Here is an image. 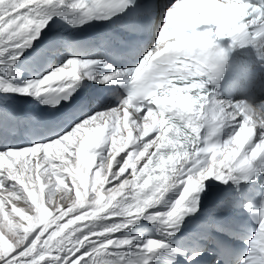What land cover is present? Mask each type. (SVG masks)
Segmentation results:
<instances>
[{
    "label": "snow or ice",
    "instance_id": "obj_1",
    "mask_svg": "<svg viewBox=\"0 0 264 264\" xmlns=\"http://www.w3.org/2000/svg\"><path fill=\"white\" fill-rule=\"evenodd\" d=\"M52 3L53 0H0V50H17V54H19L18 50L30 46L31 42L38 37L40 29L43 28L47 22V17L42 11L43 6ZM124 5L125 0H92L91 3H87L86 0H74L69 7L79 10L85 17L91 18L96 14L108 15L123 8ZM249 6L257 9L258 12H253L251 16H248L246 12L238 13V9H248ZM237 14L247 16L248 20L245 23H252V25L256 24L257 15H259V20L261 24L264 25V0H260L258 4L251 3L250 0H247V2H241V0H173V3L167 6L163 11V23L158 31L155 46L146 52L139 63V67L134 69L136 76L132 77L134 87H131L129 98L139 96L141 99L138 103V111H136L135 115L132 114L131 123L134 125L135 131L139 133V135H136V139L139 141L138 144L140 146H134L135 152H138L145 159L141 167H137L136 164V173H139L141 168H143L144 175L140 176L138 180L132 178L126 180V177L120 175L118 177L119 179L114 180L117 181L116 187L112 189L116 192L123 188L124 185H127L129 189H132L133 186L144 187L149 184L153 175H156L159 178L154 181L152 189L149 191L154 190V196L160 198L176 183L182 184L183 189L179 198L175 200L171 207V211L167 212L169 221L175 218V221L178 222L181 219L180 211L182 207L185 211H191V209L185 208V201L190 193L198 191L201 182L206 177L215 175L217 179L223 180L222 176L219 175L222 170L216 165L218 153L220 165L227 167L228 172L229 169L239 171L245 175V178H247V174L252 171L253 162L258 158L244 153L243 157L235 166L230 163L235 160L238 155V150L234 149L231 145L243 143L245 139V130L241 129L239 135L234 138L229 134V140L225 141L222 145L219 143H212L211 136L205 137L206 146L196 144L195 147L189 149V155L191 157L189 162L184 163L181 161L180 165L176 166L178 175H172L171 173L161 175L160 173L164 171V164L158 160L157 157L160 155V152L164 150L163 144L161 143V140H163L162 130L157 129L151 131L155 132L154 138L149 136V134L143 135L145 126L152 123L151 116L153 112H163L164 116L168 113L170 114L168 117H172L170 123L179 122L181 127L187 123L193 133L200 131V128L196 126L194 115L190 112L186 113L183 111L182 100L177 99L172 101V98L169 96V93L164 90L163 86L167 84V87L170 88L171 84H174L173 80L169 79V77L173 75L177 77L176 83L181 85L191 84L192 81L187 78V71L185 70H192L193 67H195L196 76L194 77L199 78V65L194 64V62L185 63V61H194L193 58L203 60L205 56H208V53L203 50V46L194 47L200 43L203 37H206L207 33L202 30H195L191 34H186V29H194L198 24L203 25V29L209 27L215 28L216 25H222L225 30L236 31L238 33L236 41H238L240 45H244L245 42L252 43L251 37L253 31L246 33L244 31L241 32L239 28L233 29L232 20ZM240 27L242 28L243 25ZM256 33L260 35L259 31H256ZM169 36L174 38L175 43H168ZM158 37L160 40L159 43H157ZM207 43L208 41L205 40L204 45L206 46ZM224 55V51L221 50L216 53L214 59L209 56L208 62L212 63L214 69H218L224 59ZM92 63L94 62L69 59L62 67L53 70L42 79L29 81L23 87L13 88L11 85H0V88H3L4 91L31 93L35 96L47 95L49 97H56L60 94H64V99H67L68 95L71 94L74 83L81 78L80 73L78 75V68L82 67L83 69H87ZM177 64L181 67L177 68ZM85 75H87V73H85ZM116 75L120 74L117 73ZM128 75H130V73ZM137 78L139 79L137 80ZM108 79H110V77H104L105 81ZM168 81L171 83H168ZM157 86H160L159 89L153 91V89H157ZM194 87L199 88L200 85ZM145 95L149 99H151L153 95L162 96L161 108L158 109V111H154L153 105L156 104L145 103L144 101L146 99H143ZM173 95L182 97L183 100L187 99L180 93L179 87L173 90ZM164 101L172 102L165 104ZM124 103L127 104V100H125ZM172 103H175L177 106L172 108ZM169 108H172L171 112L168 111ZM246 111L250 116L256 114L251 106L247 107ZM125 119L129 121V114L125 117L123 113V120ZM261 120H264V116H261ZM161 123H163V121H161ZM107 124H111L112 127L109 129L106 127ZM116 128L121 129L120 110L117 107L87 117L82 122L76 124L68 133L51 142L19 150L0 152V158H3L5 161L6 159L11 160L12 162L6 170V176L0 173V188L7 191V196H0V203L3 204V211L5 200H11L14 197H19L20 199L24 198L16 185L10 184L9 181L17 182V179H19L20 181H24V189H28L29 185L33 187L37 184V181L40 182L41 180L42 173L40 169L42 167L43 172L48 173L46 183L50 184L53 177L61 176L59 169H62L63 173H67V177L61 179L63 183L65 179L71 178L72 181H78L76 184L80 189H86L89 186L92 188V181L88 171V166L92 165V155H95L96 160L99 159L95 168H99L104 164L105 156H107L108 160H112V169L114 160L115 164L119 163L115 155L116 149L112 147V141L110 147L106 146L107 143L104 142L109 135H113V130ZM106 129H108V135H106ZM259 129L261 130L259 145H257V142L251 143L248 145L249 150L256 148V151L260 152V149H264V135H261L264 129ZM140 136L143 137L142 140ZM145 137H147L146 140L144 139ZM187 139L189 141H194L195 137L190 136ZM185 146L187 147V145ZM105 147L107 148V155H105L103 151ZM153 148L155 151H149ZM70 149L72 150L71 156L76 158L75 167H72L71 156L64 159L65 154H68ZM77 149H79L80 153L79 163L77 161ZM41 150H43V159L46 161L43 166L39 160L35 162L33 167L29 164L28 159H21L22 157L28 156L36 157L37 153ZM57 151H59L61 155L58 158H53ZM130 151L133 150L127 152L122 151L125 153V156L122 163H120L119 170L123 171L121 165ZM153 152L156 153L155 156H153ZM45 153L49 155L45 156ZM86 153L88 155H86ZM49 156H52L53 159L61 160L62 163L59 165H52L50 169L49 164H51V161L48 159ZM113 157L115 158L113 159ZM171 159L174 160L175 158L171 157ZM149 160L151 162H149ZM13 165H16L15 171H13ZM153 166L157 169L158 175L156 174L157 172L155 174L152 172ZM74 170L75 173L80 174L79 179H77L76 174L71 177L68 175L69 172H73ZM124 173L125 171H123V174ZM85 175L88 176V181L85 187H80L81 183L84 181ZM114 175H116V171H112V176ZM112 176H110L111 179ZM169 176H171V179H169ZM165 180H168L169 183L165 184ZM121 182L124 183L121 184ZM185 184L187 186H185ZM49 191H51V188ZM81 195L83 196L84 194L81 193ZM145 195H147V193H145ZM94 196L89 199H92ZM63 197L64 196H61V198ZM152 198L153 197H149V199ZM15 208L16 207H13L12 211ZM65 211H67V208L60 207L59 211H54L55 215L53 216H61ZM74 212L75 211H68L67 215H63V218ZM76 215L78 214H74V216ZM70 220L71 219H68L67 222ZM61 221L62 220H59L53 223L47 231L43 232L41 231L43 225L36 228L35 232H25L24 229L20 227V225H24L23 223H17L18 226L14 231L6 232L3 228H0V236H3L4 239L8 241L5 249L0 251V264H45L46 261L48 264H52V261H55V264H96V261L93 259L85 258L93 254L91 249H94V246L88 245L87 243H79L78 237L73 238L77 240V243L69 245L67 248H65L63 244H57L58 240L63 239L57 231L61 224H65ZM20 229H22V231H20ZM45 234H47L46 238ZM67 235L68 233L65 232L64 236ZM101 242L102 241H97V244ZM248 243L249 251L247 256L243 259L242 264H264V256H262V253H264V205L259 209L258 228ZM86 245L87 247H85ZM161 246V244L158 245L154 243L153 240H148L145 248L148 252H151ZM61 253L64 255H59ZM46 257L51 258L46 259ZM256 257L261 258L256 259Z\"/></svg>",
    "mask_w": 264,
    "mask_h": 264
},
{
    "label": "bare ground",
    "instance_id": "obj_2",
    "mask_svg": "<svg viewBox=\"0 0 264 264\" xmlns=\"http://www.w3.org/2000/svg\"><path fill=\"white\" fill-rule=\"evenodd\" d=\"M91 1L92 0H86L87 3H90ZM45 7L46 6H43L42 11L46 15ZM46 17H47V22L44 25V27L40 29L38 37L31 42L30 46L18 50L19 54H17V50H12V49H8L7 51L0 50V80L1 79L6 80L8 82L6 85H11L13 88H20L25 86L29 81H35L33 79H28L22 81L19 85L13 84L12 82V80L13 81L18 80L17 71L23 67V63H21L19 60H23L22 57L28 52H30L33 43L43 42L44 37L51 30L49 28L50 16L46 15ZM152 43L153 42L146 44L145 51L148 50V48H150V45ZM56 53L58 54V56H61L62 58H67V56L69 55V53H65L64 49H59ZM82 56L85 58H89V56L87 55H82ZM68 60L62 61L63 63L57 62L56 64L52 65L51 69L49 70V73L65 65ZM75 60H77V58H75ZM84 61L95 62V58L92 57L89 60L85 59ZM82 69H83L82 67L78 68V73H80V76L85 81L87 79H92L95 83H97L99 81H104L105 76L108 77L112 76L111 73H104L103 75H99V73H101L103 70V67L101 66L97 67V70L95 69V72L92 69H88L85 72H81ZM85 73H87V75H85ZM91 73L95 74L93 78L91 76ZM21 80L22 79H20V81ZM0 85H3L1 81H0ZM1 91H4L3 88H0V92ZM18 93L22 97H30L32 95L31 93H21V92ZM108 109H111V107H108L103 111ZM232 109L233 108H230V110ZM86 118L82 119L76 124L82 122ZM151 119H152V123L150 125L145 126L143 135L149 134V136L154 138L155 132H151V131H155L156 121L155 118L152 116ZM222 119L226 127L233 125L232 123H229V121L226 120L227 118L225 119L224 117H222ZM242 120L248 121V118H242ZM75 125L71 126L68 129L67 133ZM106 127L110 129L112 125L107 124ZM120 127L122 130L119 128L114 129L113 135L112 136L109 135L107 138L108 141L107 139H105L104 141L105 143H107L106 146L108 147L111 146V141H112V147L116 149L115 155L119 163L115 164V160H114L113 169H112V160H108L107 156H105L104 158V164L99 168H95L96 164L99 162V159L96 160L95 155H92V165L88 166L89 177L91 178L92 181V188L89 186V188L87 187V189L85 188L80 189L76 186V183H78V181L76 182L72 181L71 178L65 179V182L63 183V180L61 179L66 178L67 173H63L62 169H59V171L61 172V176L53 177L50 184L46 183L48 173H44L42 167L40 171L42 173L41 178L43 179V183L41 184V182L37 181V184L35 186L31 187V185H29V188L26 189L27 193H25L26 195L28 194V196L30 197L33 207H30L31 205L27 203L24 195H23L24 197L23 199H20L19 197L12 198L20 201L19 203L9 204V206L7 205L4 206V211L6 212L7 210L16 207L17 208V209L15 208L16 211L19 210L23 213L22 217H18L17 219L14 220L10 218V220L7 221V222H11V225L13 226L12 228L15 229L17 227V225L15 224L17 223H23L24 225L22 226L24 229H26V232H31V231L35 232L36 228H39L41 227V225H43V228L41 230L43 232V231H47V229L51 227L53 223L62 220L61 222L65 224H61L60 228L57 231L59 232L60 236L63 237V239L58 240L57 244L58 245L63 244L65 248H67L69 245L76 244L77 240L73 238L78 237L79 243L81 244L87 243L88 245L94 246V249H91L93 251V254L90 257H85V258L93 259L94 261H96V264H152L149 262V259L151 258L152 253L156 249H154L151 252H148L145 248L147 241L153 240L154 243L158 245L161 244L162 246H164L167 242L170 241V235H173L174 231H178L182 228L179 225V221L178 222L175 221V218H173L172 221L168 220L167 212L171 211V207L174 204L175 200L179 198V195L183 189V185L176 183L174 186L170 187L163 194L162 197L157 198L154 202H152L151 205L148 206V208L146 209V212L140 216H134L132 218H124V219H120L116 217L117 214L114 213L115 209H112V207L113 206L116 207L118 199L124 196L128 192V186L124 185V187L121 188L119 191L114 192L112 188L116 187V182H117L114 180L119 179L118 177L120 175L126 177L125 178L126 180L128 178L137 179L140 175L141 170L139 173H136V164L137 167H141L144 162L143 156H141L138 152H135L134 146L139 147L140 145L138 144L139 141H137L136 139V135H139V133L135 131L134 125L130 123L129 126H126L124 128L122 126V122L120 118ZM239 131L240 129L236 130V133L232 134L233 138L237 136ZM132 133L135 134L132 135ZM106 135H108V129H106ZM140 139L142 140L143 137L140 136ZM144 139L146 140L147 137H145ZM231 146H236L237 148H239L240 145L232 144ZM129 150H133V151H130L128 153V156L125 157V160L121 165V168L123 169V171H125V173L123 174V171L119 170L118 168L125 156L124 152H127ZM71 151L72 150L70 149L69 153L65 154L64 159H67L69 156H71ZM103 151L105 152V155H107L106 147L103 149ZM248 152L249 151L246 150L243 151L242 154L244 153L248 154ZM48 155H49L48 153H45V156ZM60 155L61 153L57 151L53 158H58ZM86 155L88 154L86 153ZM25 158L28 159L29 164L33 166L35 165V162L37 160L41 162L42 166L44 163H46V161H44L43 159V150L38 152L36 157L28 156V157H22L21 159H25ZM53 158L52 156H49L48 158L51 161V164H49L50 169L52 165H59L62 163L61 160H56ZM114 158L115 157H113V159ZM75 159L76 158L74 156H71L72 167H75ZM2 160L4 159L0 158V173H3V175L6 176L7 174L6 170L9 164H11L12 162L11 160L6 159L7 162L2 163L1 162ZM79 160H80V153H79V149H77L78 163ZM216 162L218 164L219 156ZM230 163L233 165L234 161H231ZM12 167H13V171H15L16 165H13ZM217 167L222 170V172L219 173V175L230 174V170H232L229 169L228 172L227 167H225L224 165H217ZM112 171L113 172L116 171V175L112 176ZM133 173L136 174L132 175ZM74 174H76L77 179H79L80 174L75 173V170L73 172L68 173L70 177ZM110 176H112L113 180L111 179ZM213 176L206 177L201 182L198 191L189 194V197L185 201V205H184L185 208L191 209V211L193 210L194 207H203L206 209L209 208L208 205L212 201L211 178ZM87 181H88V176L85 175L84 181L81 183L80 187H85ZM10 182L12 181H9V183ZM17 182L15 181V184H17ZM123 183L124 182H121V184ZM185 186L187 185L185 184ZM50 188L51 190L55 191L54 198L46 197L47 196L46 191L49 192L48 190ZM43 189L45 190V193L44 192L42 193ZM81 193L84 195L82 196ZM1 195L7 196V191L4 189L3 192L0 193V196ZM61 196L64 197L61 198ZM92 196L94 197L92 199H89ZM56 200H59L58 202L59 205ZM60 207L67 208V211L62 213L61 216L54 217L53 216L55 215L54 211H59ZM184 210L185 209L182 207L180 213ZM68 211H75V212L63 218V215H67ZM103 211H105L106 214L104 216H101V213ZM191 211H186V212L191 213ZM17 214H19L18 211ZM74 214H78V215L74 216ZM8 216L9 215H7V217ZM25 216L26 218H24ZM68 219L71 220L67 222ZM153 222L155 225V234L152 235L148 228L150 224ZM65 232L68 233L67 236H64ZM46 235L47 234H45V238ZM123 236L125 238L119 239V237H123ZM140 237H143L147 240L142 247L139 246V248L141 247V249H139L140 252L138 254L137 250L131 247V244L132 246H134L135 245L134 243L140 241ZM150 238H154V239H150ZM97 241H102V242L97 244ZM3 242L5 243V247H6L8 241L5 240L4 237H3ZM85 247H87V245ZM112 248H118V250L112 253ZM101 252H104V255L98 257L97 255L100 254ZM59 255L62 256L64 254L61 253ZM48 258L51 257H46V259ZM45 264H48V262L46 261ZM52 264H55V261H52Z\"/></svg>",
    "mask_w": 264,
    "mask_h": 264
},
{
    "label": "rangeland",
    "instance_id": "obj_3",
    "mask_svg": "<svg viewBox=\"0 0 264 264\" xmlns=\"http://www.w3.org/2000/svg\"><path fill=\"white\" fill-rule=\"evenodd\" d=\"M76 186H77V184H76ZM55 196H53V198H54ZM11 202L10 203H8V200H5V202H4V206H9V204H15V203H19L20 201H18V200H15V199H12V200H10ZM57 201V203L59 202V200H56ZM7 202V203H6ZM29 205H31L30 207H33L32 206V204H30V202H27ZM1 205H0V224H2V225H0L1 226V228L3 227V229H4V231H13V230H15L14 228H12L13 226L11 225V222H7V221H9L10 220V218H12L13 220L14 219H17L18 217H22L23 216V213L21 212V211H19V210H17L18 211V213L19 214H17V211H16V209H13V211H12V209H10V210H7V212L6 211H3V204L2 203H0ZM58 205H59V203H58ZM2 215V216H1ZM7 215H9L8 217H7ZM11 215V216H10ZM24 218H26V216L24 217ZM15 225H17V224H15ZM18 226V225H17ZM20 227H22L23 228V226L22 225H20ZM24 229V228H23ZM21 230V229H20ZM22 231V230H21ZM24 231L26 232V229H24ZM3 244V245H2ZM5 249V243L3 242V236H0V251H2V250H4ZM102 255H104V252H101L100 254H98L97 256L98 257H101Z\"/></svg>",
    "mask_w": 264,
    "mask_h": 264
},
{
    "label": "clouds",
    "instance_id": "obj_4",
    "mask_svg": "<svg viewBox=\"0 0 264 264\" xmlns=\"http://www.w3.org/2000/svg\"><path fill=\"white\" fill-rule=\"evenodd\" d=\"M243 127V126H242ZM161 159H163V158H161ZM169 159H171V157H169Z\"/></svg>",
    "mask_w": 264,
    "mask_h": 264
}]
</instances>
